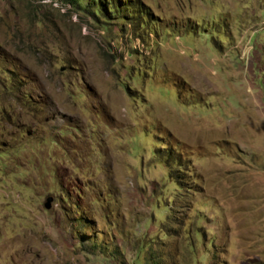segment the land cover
<instances>
[{
    "label": "rangeland",
    "instance_id": "374dc122",
    "mask_svg": "<svg viewBox=\"0 0 264 264\" xmlns=\"http://www.w3.org/2000/svg\"><path fill=\"white\" fill-rule=\"evenodd\" d=\"M0 264H264V0H0Z\"/></svg>",
    "mask_w": 264,
    "mask_h": 264
},
{
    "label": "trees",
    "instance_id": "16d2710c",
    "mask_svg": "<svg viewBox=\"0 0 264 264\" xmlns=\"http://www.w3.org/2000/svg\"><path fill=\"white\" fill-rule=\"evenodd\" d=\"M68 1H70L71 3H75V4H77V5H80V3L81 2H83V1H85V0H68ZM93 1V3H94V0H92ZM101 5H102V7H103V4H102V2H101Z\"/></svg>",
    "mask_w": 264,
    "mask_h": 264
},
{
    "label": "water",
    "instance_id": "95a60500",
    "mask_svg": "<svg viewBox=\"0 0 264 264\" xmlns=\"http://www.w3.org/2000/svg\"><path fill=\"white\" fill-rule=\"evenodd\" d=\"M44 208L47 209V210H49V209L51 208V206L49 205V203H46V204L44 205Z\"/></svg>",
    "mask_w": 264,
    "mask_h": 264
}]
</instances>
